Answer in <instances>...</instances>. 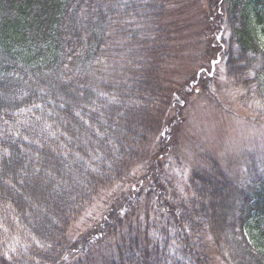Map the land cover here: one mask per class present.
Instances as JSON below:
<instances>
[{"label":"trees","instance_id":"1","mask_svg":"<svg viewBox=\"0 0 264 264\" xmlns=\"http://www.w3.org/2000/svg\"><path fill=\"white\" fill-rule=\"evenodd\" d=\"M167 3L0 0V264H264V165L234 177L206 157L182 188L164 177L177 96L204 85L169 87L181 32ZM207 5L220 33L208 54L223 44L228 77L260 90L264 0ZM114 187L120 209L70 231ZM156 200L160 221L134 229Z\"/></svg>","mask_w":264,"mask_h":264},{"label":"rangeland","instance_id":"2","mask_svg":"<svg viewBox=\"0 0 264 264\" xmlns=\"http://www.w3.org/2000/svg\"><path fill=\"white\" fill-rule=\"evenodd\" d=\"M167 2L166 23L181 32L178 34L180 46L174 49L176 57L170 59L174 70L167 75V80L172 82L169 87L181 89L187 82L193 84L191 80L200 76L204 85L198 90L186 88L182 92L187 96H177L179 100L184 97L186 99L179 110L172 112V116H176V120L171 121L175 137L173 141L167 139L168 144L159 158L167 173L164 177L168 180L173 178L174 186L180 185L182 188L189 170L204 164L206 157L214 158L223 170L234 177L250 174L264 165V87L260 90L248 89L243 83H237L236 79L228 77L223 60V44L217 48L220 52L208 54L207 50L214 44L218 27L217 22L214 26L211 22L213 15L208 11V0ZM219 35L217 32L215 36L219 38ZM205 55H208V61H204ZM242 80L244 79H237L238 82ZM157 142L158 139H153L149 143L150 156L153 155ZM147 164L148 162L141 160L130 170L126 186L146 172ZM150 174L148 178L152 177ZM146 191L147 188L144 192ZM120 192V187L103 190L71 225L70 231L79 232L80 235L83 231L90 230L91 223L99 222L107 208L115 207L119 210L122 205ZM114 193L116 195H112ZM115 196L117 201H112ZM142 201L143 199L137 203L141 204ZM135 204H129L126 212L130 213ZM150 205L149 202L147 212L144 210L145 216L143 217L144 213L141 214L142 223L132 225L134 229H143L148 222L160 221L159 213H152V210L160 212L157 200L152 209ZM134 220L132 217V221Z\"/></svg>","mask_w":264,"mask_h":264}]
</instances>
